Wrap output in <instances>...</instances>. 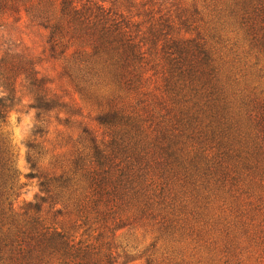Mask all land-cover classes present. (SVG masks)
Segmentation results:
<instances>
[{"label":"trees","instance_id":"trees-1","mask_svg":"<svg viewBox=\"0 0 264 264\" xmlns=\"http://www.w3.org/2000/svg\"><path fill=\"white\" fill-rule=\"evenodd\" d=\"M190 1L0 0V123L34 112L38 187L15 207L3 138L0 264H264V0ZM23 23L56 76L9 34Z\"/></svg>","mask_w":264,"mask_h":264},{"label":"rangeland","instance_id":"rangeland-1","mask_svg":"<svg viewBox=\"0 0 264 264\" xmlns=\"http://www.w3.org/2000/svg\"><path fill=\"white\" fill-rule=\"evenodd\" d=\"M168 2V6L170 3L173 6L172 11L176 10L177 7L190 9L191 1L190 0H165ZM179 3V5H178ZM177 5V6H176ZM13 39L16 40L17 43H20L21 46L26 47L36 58H38V69L42 74H48L52 77L56 76L59 71L58 63L48 60L45 56H43V51L45 49V39L46 34L42 30H38L35 27L29 26L28 23H23L20 25L17 32L11 31L9 33ZM228 42H226V46L228 43L233 41L235 38V34H226L225 35ZM229 47V45L227 46ZM57 83V81L55 82ZM25 102H22L21 107H18L17 110L19 112H11L6 118L4 123H0V141L3 138L8 139L10 144L12 145L13 152V161L14 167L19 172L20 177L18 178V184L23 185L18 190V198L15 200V207H20L23 202L31 201L34 195L38 192L37 181L35 179H26L25 175L29 172L28 165L26 164V153L27 148L26 144L32 140L31 130L35 124L34 121V112L24 108ZM83 116H85L84 124L89 127L96 128L95 118L98 115L97 111L90 106H84ZM57 130H61L60 127L56 126V122L53 119H49V129L48 134L44 137L47 141L46 147L52 143ZM72 132L75 133L74 130ZM151 242L150 236L141 237L140 234L136 233L134 236L125 235L120 240L122 246H127L129 253L133 256V259H136L140 252ZM182 257L186 261H189L187 258L188 253L184 254ZM180 262V260H178ZM122 263V261H120ZM127 264H145L144 260L136 259ZM193 264V263H187ZM209 264H219V263H209Z\"/></svg>","mask_w":264,"mask_h":264}]
</instances>
